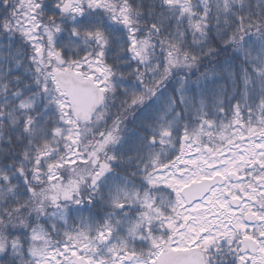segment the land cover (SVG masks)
<instances>
[{"label":"snow or ice","instance_id":"obj_1","mask_svg":"<svg viewBox=\"0 0 264 264\" xmlns=\"http://www.w3.org/2000/svg\"><path fill=\"white\" fill-rule=\"evenodd\" d=\"M0 264H264V0H0Z\"/></svg>","mask_w":264,"mask_h":264}]
</instances>
